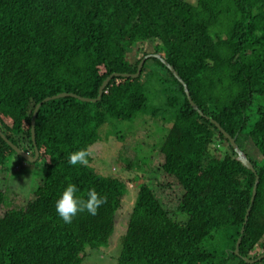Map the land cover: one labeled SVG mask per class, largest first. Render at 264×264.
I'll return each instance as SVG.
<instances>
[{"label": "trees", "instance_id": "trees-1", "mask_svg": "<svg viewBox=\"0 0 264 264\" xmlns=\"http://www.w3.org/2000/svg\"><path fill=\"white\" fill-rule=\"evenodd\" d=\"M144 44V51L135 49ZM148 55L173 68L203 116L155 58L137 78L113 77L95 103L44 101L60 94L96 100L108 77L135 74ZM261 102L264 0H0V132L33 157L30 122L42 103L34 134L43 159L40 181L21 206L12 207L0 188V264H84L87 248L108 247L126 185L97 174L90 162L71 166L67 157L108 137L123 142L142 118L167 126L160 170L181 188V221L141 182L117 264L257 260L264 255ZM211 120L234 139L254 173ZM217 141L227 145L222 157ZM13 155L0 138L1 170ZM69 183L78 197L91 188L107 197L97 215L85 211L63 222L55 202Z\"/></svg>", "mask_w": 264, "mask_h": 264}, {"label": "rangeland", "instance_id": "rangeland-1", "mask_svg": "<svg viewBox=\"0 0 264 264\" xmlns=\"http://www.w3.org/2000/svg\"><path fill=\"white\" fill-rule=\"evenodd\" d=\"M145 48V44L135 47L136 50L143 49V51ZM260 104L264 105L263 102ZM130 131L131 134L123 142L108 137L88 149L91 152L89 162L94 171L101 176L121 180L125 183L127 192L116 214L115 229L108 247L93 251L87 248L84 264H117L120 241L125 233L138 185L141 182L150 186L167 210L173 214L177 213V204L182 195L181 188L160 170L163 156L159 153V145L167 132V126L161 123H148L147 118H142L130 127L128 132ZM215 147L221 150L217 154L219 157L227 151L225 143L217 141ZM7 168L5 171L0 169V188L7 193L10 205L18 207L30 198L38 185L43 174V159L28 163L13 155L9 158ZM175 219L181 221V217L177 214ZM259 253L260 251L257 250L253 254Z\"/></svg>", "mask_w": 264, "mask_h": 264}, {"label": "water", "instance_id": "water-1", "mask_svg": "<svg viewBox=\"0 0 264 264\" xmlns=\"http://www.w3.org/2000/svg\"><path fill=\"white\" fill-rule=\"evenodd\" d=\"M149 58H155L157 60H159L169 71L170 73L174 76V78L183 86V90H184V93L186 95V98L189 102V104L191 105V107L198 111V108L197 106L192 102L191 98H190V95L188 93V90H187V87L185 86V84L181 81V79L178 77V75L175 73V71L173 70L172 67H170L162 58L160 55H148V56H145L139 63L138 67H137V71L135 74L133 75H118V74H112L110 77H108L102 84V86L99 88V92H98V98L96 100H90V99H84V98H80V97H77L75 95H66V94H60V95H57L55 97H52V98H47L45 99L44 101H48L50 99H55V98H63V97H71V98H75L81 102H89V103H95L96 101H98L102 95V91L103 89L107 86V84L109 83V81L113 78V77H118V76H122V77H131V78H137L141 72V68L144 64V62L149 59ZM42 103L38 104L33 112V115H32V118H31V141H32V144H33V147H34V154H33V157H30L28 156V154L24 153L23 151L19 150L17 147H15L11 142H9L8 139L5 138V136L0 132V138L2 140H4V142L12 149V151L16 154V156L20 157L21 159H23L24 161L28 162V163H34L38 160L39 158V152L36 148V145H35V134H34V123H35V118H36V113H37V110L39 109L40 105ZM198 114L200 116H203V114L198 111ZM207 120H209L208 118H206ZM217 129L218 131L224 136L225 139H227L232 147V149L234 150V152L236 153L237 155V160L241 163V165L245 168H247L248 170H250L251 172L254 173V170H253V166L249 163V161L245 158V156L239 151V149L237 148L235 142H234V139L230 138L229 135L227 133H225L221 128L220 126L214 122V121H210ZM257 178L255 180V185L253 187V191H252V197H251V203L253 202L254 200V197H255V191H256V185H257ZM248 215H249V210L247 211L246 215H245V218H244V223L247 222V218H248ZM243 232V229H241V233ZM239 243H240V240L237 241V244L235 246V254L238 253V246H239ZM264 258V255L261 256L260 258H258L257 260L255 261H248L246 259H244V261L246 263H249V264H253L255 262H259L261 261V259Z\"/></svg>", "mask_w": 264, "mask_h": 264}, {"label": "clouds", "instance_id": "clouds-1", "mask_svg": "<svg viewBox=\"0 0 264 264\" xmlns=\"http://www.w3.org/2000/svg\"><path fill=\"white\" fill-rule=\"evenodd\" d=\"M91 152L87 148H82L69 153L67 159L71 166H87L88 157ZM78 188L75 184L69 183L55 202V210L64 223L70 224L73 218L79 213L87 212L92 216L98 214V209L107 202L106 196H101L95 188L89 189L86 198L78 197Z\"/></svg>", "mask_w": 264, "mask_h": 264}]
</instances>
